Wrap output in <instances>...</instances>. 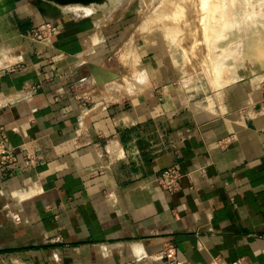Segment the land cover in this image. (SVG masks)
<instances>
[{
    "label": "crops",
    "instance_id": "obj_1",
    "mask_svg": "<svg viewBox=\"0 0 264 264\" xmlns=\"http://www.w3.org/2000/svg\"><path fill=\"white\" fill-rule=\"evenodd\" d=\"M46 1L0 0V127L16 155L0 169V264H175L167 245L181 264H264L262 86L194 95L134 15ZM128 39L146 79L111 100L102 76ZM169 167L174 191L157 183Z\"/></svg>",
    "mask_w": 264,
    "mask_h": 264
},
{
    "label": "rangeland",
    "instance_id": "obj_2",
    "mask_svg": "<svg viewBox=\"0 0 264 264\" xmlns=\"http://www.w3.org/2000/svg\"><path fill=\"white\" fill-rule=\"evenodd\" d=\"M46 2L60 12L70 9L76 14L95 15L109 22L134 15L139 23L138 33H156L168 46L180 84L194 95L209 93L236 80H249L264 87V0H234V9L232 0ZM224 9L228 11L224 12ZM240 22H246V27L242 28ZM252 36L260 37L259 58L249 49L248 40ZM108 69L102 77H106V84H103L111 100L139 92L140 83L146 79L131 39H128L124 51L112 56Z\"/></svg>",
    "mask_w": 264,
    "mask_h": 264
},
{
    "label": "built area",
    "instance_id": "obj_3",
    "mask_svg": "<svg viewBox=\"0 0 264 264\" xmlns=\"http://www.w3.org/2000/svg\"><path fill=\"white\" fill-rule=\"evenodd\" d=\"M55 28L52 27L51 24H45L40 28L36 29L32 32V36L35 39L40 41H44L48 35L46 32H54ZM262 93L264 97V87L262 88ZM16 159V155L13 151V148L9 144V139L6 131L0 127V169L8 166L9 164L13 163ZM182 177V173L175 167H169L162 170L158 177L157 183L160 187L167 191H174L179 188V180ZM162 256L167 261H172L175 264H181L179 261L176 260L175 257V248L172 245H167L163 252ZM235 264V263H234Z\"/></svg>",
    "mask_w": 264,
    "mask_h": 264
},
{
    "label": "bare ground",
    "instance_id": "obj_4",
    "mask_svg": "<svg viewBox=\"0 0 264 264\" xmlns=\"http://www.w3.org/2000/svg\"><path fill=\"white\" fill-rule=\"evenodd\" d=\"M179 1V0H178ZM229 1V0H228ZM233 2H232V8H233V4H234V0H232ZM175 2V1H174ZM177 2V1H176ZM183 2V1H182ZM225 2V1H224ZM228 3V2H227ZM236 3V2H235ZM173 4V3H172ZM184 4L185 3H183V6H184ZM221 4V3H220ZM226 4V3H225ZM230 5H231V3H229ZM197 5V4H196ZM200 5V4H199ZM199 5H197V6H199ZM219 5V4H218ZM222 5H224L223 3H222ZM236 5V4H235ZM235 5H234V7H235ZM179 6V5H178ZM192 6V5H191ZM217 6V5H216ZM225 6V5H224ZM224 6H219V7H221V8H223ZM254 6V5H253ZM174 7V6H173ZM218 7V6H217ZM179 8V7H178ZM177 8V9H178ZM183 9H184V7H182ZM205 8V7H204ZM220 8V9H221ZM227 8V7H226ZM225 8V9H226ZM232 8H230V11H231V9ZM240 8H241V5H240ZM240 8H239V10H240ZM89 9V8H88ZM181 9V8H180ZM199 9V8H198ZM197 9V10H198ZM218 9V8H217ZM224 9V10H225ZM234 9V8H233ZM233 9H232V11H233ZM179 10V9H178ZM228 10H229V8H228ZM228 10H225L224 12H226V11H228ZM186 11H188V10H186ZM202 11V10H201ZM218 11V10H217ZM229 11V14L231 15V13L232 12H230ZM247 11V10H246ZM249 11V10H248ZM176 12V11H175ZM191 12V11H190ZM214 12V11H213ZM183 14H184V12H182ZM222 13H223V10H222ZM221 13V16H223V14ZM190 14V13H189ZM192 14V13H191ZM227 15V14H226ZM220 16V17H221ZM226 17H228V16H226ZM231 17H232V19H233V16L231 15ZM230 18V17H229ZM234 18H236V17H234ZM262 18H263V16H262ZM197 21V20H196ZM231 21H235V19H233V20H231ZM242 21V20H241ZM232 23V22H231ZM245 24H246V22H244V23H242V22H240V26L242 27V28H245L246 26H245ZM171 25V24H170ZM225 25H230V23L228 24V23H226ZM247 25V24H246ZM239 27V26H238ZM248 42H249V49H250V52H251V54L253 55V56H255V57H257V58H259L260 56H259V54H258V52H259V49H260V37H250V39L248 40ZM248 58V57H247ZM143 76V75H142ZM141 75H140V77H142ZM136 77H137V75H136ZM139 77V76H138ZM137 77V78H138ZM145 77V76H144ZM123 88V87H122ZM119 91V90H118ZM115 95H116V93H115Z\"/></svg>",
    "mask_w": 264,
    "mask_h": 264
},
{
    "label": "water",
    "instance_id": "obj_5",
    "mask_svg": "<svg viewBox=\"0 0 264 264\" xmlns=\"http://www.w3.org/2000/svg\"><path fill=\"white\" fill-rule=\"evenodd\" d=\"M48 1V0H47ZM50 1H55V0H50ZM70 1H73V2H76V3H82V4H87L89 2H92V1H97V0H70ZM46 6H50L48 3H46ZM54 8V7H53ZM57 11V10H56ZM60 13V11H57Z\"/></svg>",
    "mask_w": 264,
    "mask_h": 264
}]
</instances>
